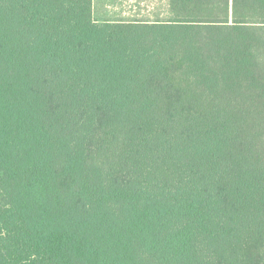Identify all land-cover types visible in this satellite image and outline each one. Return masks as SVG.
Here are the masks:
<instances>
[{"label": "trees", "instance_id": "16d2710c", "mask_svg": "<svg viewBox=\"0 0 264 264\" xmlns=\"http://www.w3.org/2000/svg\"><path fill=\"white\" fill-rule=\"evenodd\" d=\"M0 0V264H264V0Z\"/></svg>", "mask_w": 264, "mask_h": 264}, {"label": "crops", "instance_id": "0c3cea01", "mask_svg": "<svg viewBox=\"0 0 264 264\" xmlns=\"http://www.w3.org/2000/svg\"><path fill=\"white\" fill-rule=\"evenodd\" d=\"M98 13L114 17H165L170 15L169 0H94Z\"/></svg>", "mask_w": 264, "mask_h": 264}, {"label": "rangeland", "instance_id": "374dc122", "mask_svg": "<svg viewBox=\"0 0 264 264\" xmlns=\"http://www.w3.org/2000/svg\"><path fill=\"white\" fill-rule=\"evenodd\" d=\"M112 16V15H111ZM120 17V16H119ZM120 18H122V17H120ZM123 18H126V17H123Z\"/></svg>", "mask_w": 264, "mask_h": 264}]
</instances>
